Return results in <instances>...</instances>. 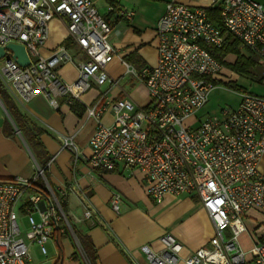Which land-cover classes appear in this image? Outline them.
<instances>
[{"label": "built area", "instance_id": "1", "mask_svg": "<svg viewBox=\"0 0 264 264\" xmlns=\"http://www.w3.org/2000/svg\"><path fill=\"white\" fill-rule=\"evenodd\" d=\"M196 1L197 6L174 0L166 3L156 27V66L137 71L126 65L124 75H132L147 91L149 101L144 106L126 96L110 97L115 90L126 92L120 87L121 79L108 70L116 56L109 41L112 28L93 0H0V47L22 45L30 60L22 67L6 49L0 58V81L11 96L28 102L41 95L54 109L63 100L70 106L81 103L91 89L109 84L108 90L85 106L86 121L96 124L90 167L140 171L146 194L156 202L167 195L198 196L215 234L184 264H246L248 257L254 264H264V242L249 251L241 242L248 231V213L264 214V177L259 171L264 156V96L239 94L236 108L197 116L211 92L220 87L215 81H225L226 58L221 62L214 52L226 48L229 37L264 60V6L254 0ZM210 8L220 9L221 25L208 15ZM108 12L127 19L134 16L112 5ZM61 25L66 35L45 55L54 29ZM67 40L80 51L78 78L71 83L59 74L75 58L65 46ZM108 114L112 118L105 122ZM65 147L75 146L69 140ZM38 179L45 186L43 191L32 190ZM120 201L119 195L112 198L115 212ZM19 213L28 220L25 232ZM84 218L92 219V211L87 210ZM66 231L73 235L44 169L37 165L30 179L0 181V264H29L33 244L47 256V243L57 232ZM160 243L159 251L141 248L148 264H179L183 245L171 235L163 236ZM81 254L86 261L82 250ZM135 264H139L136 259Z\"/></svg>", "mask_w": 264, "mask_h": 264}, {"label": "crops", "instance_id": "2", "mask_svg": "<svg viewBox=\"0 0 264 264\" xmlns=\"http://www.w3.org/2000/svg\"><path fill=\"white\" fill-rule=\"evenodd\" d=\"M115 1L118 9L134 13L132 19L119 16L117 12L109 13L108 7L111 4L108 0H93L99 13L111 24L112 32L109 41L116 51L112 63L115 62L123 67V71L116 75H113L114 71L110 72L111 76L122 79L126 76L124 75L126 65L137 70L156 66L158 61L157 23L165 12L166 3L173 0ZM174 1L189 6L198 4L196 0L194 2ZM254 1L264 6V0ZM57 30L59 38L54 32L52 33L51 39L43 50L45 55H48L66 35L64 26L61 25ZM79 52V50L73 52L74 61L59 70L61 78L66 82L71 83L78 78ZM243 52L242 54L247 57L253 55ZM130 56L135 57L131 62H127ZM236 60L237 57L233 55L226 57V61L231 64H234ZM225 74V82H236L248 93L264 96V60L259 57L256 56V64L252 68L251 76L235 73L228 68ZM105 86L107 88L104 92L109 89V84L102 87ZM228 91L239 96L233 91ZM90 94L88 92L84 96ZM110 95L114 100L123 99L126 96L137 105L144 106L130 94H121L118 90ZM11 97L15 100L21 114L44 130L41 141L50 155L49 182L61 197V201L66 203L73 222L82 232L90 236L98 252V264H135V259L139 264H148L141 248L149 246L154 251L161 250L160 239L165 235L173 236L183 245L179 264H184L186 258L208 245L215 234V229L198 196L167 195L162 202H156L146 194L145 180L140 171L111 172L92 169L88 160L91 155L90 140L96 128L94 121H86L85 117L79 118L65 100L61 101L59 109H54L41 95L35 96L28 102L18 96ZM95 99V96L91 94L87 100L88 103L82 100L81 104L86 106ZM240 100L239 96L238 105ZM204 108L197 113L198 117L217 115L220 111L213 114L207 112L199 116ZM5 110L0 99V180L30 179L37 170L36 159L25 137ZM111 118L112 114H108L104 121L110 122ZM11 128L13 133H10ZM69 140L74 143V148L65 147ZM259 171L264 177V156L260 162ZM65 190L67 192L63 196ZM115 195H119L121 199L118 212L111 207V201ZM87 210L92 211V219L84 218ZM260 218L264 219V214L253 210L245 219V223L251 226L249 228L246 225L248 235L244 234L241 241L246 251L251 250L257 242L261 241V238H264L262 223L258 222ZM76 219L82 221L78 223ZM247 240L248 247L245 246ZM48 243H51L55 255L45 264H87L81 254L79 243L72 234L70 236L55 234ZM250 258L248 257L246 264H254ZM33 263L34 259H31L29 264Z\"/></svg>", "mask_w": 264, "mask_h": 264}, {"label": "trees", "instance_id": "3", "mask_svg": "<svg viewBox=\"0 0 264 264\" xmlns=\"http://www.w3.org/2000/svg\"><path fill=\"white\" fill-rule=\"evenodd\" d=\"M108 2L115 8L118 7L115 0H108ZM208 15L214 22L219 23V25H221L219 8L208 9ZM228 40L229 41H228V45L226 48H224L223 50L214 52L215 57L221 62H223L224 59L229 55L236 56L237 60L234 64L223 62L225 67L235 73L246 75V76H251L252 68L256 64V55L253 54L250 57L243 55L242 53H244L243 52L244 49L241 46V42L232 37H229ZM65 46L67 49L71 50L72 52L78 51L74 42L70 40H67L65 42ZM134 57L135 56H130L127 58L126 61L131 62L134 59ZM215 84L219 85L220 87H225L227 88V90L233 91L238 94L248 93L245 88H243L242 86L238 85L236 82H233V81H228V82L215 81ZM0 99L3 102L8 114L15 122L17 129L25 137L27 144L36 159L37 165L40 168L44 169L45 176L47 177L49 181L48 163L50 162V155L47 153V150L41 141V135L44 133V130L38 127L35 123H33L23 114H21L15 100L7 92V90L5 89L1 81H0ZM71 109L79 118L84 117L86 108L80 102H74L73 104H71ZM10 133H13L12 128L10 129ZM111 172H115V171H111ZM49 184L53 189V186L51 185L50 182ZM35 185L36 187H34L32 190L39 191L42 189L44 190L45 188L42 180L40 179L36 181ZM54 192L59 197L63 211L69 219V223L72 227L73 233L76 236L79 242V246L81 250L83 251V254L86 258V263L98 264V261H99L98 252L90 236L82 232V230H80L78 226L73 222L72 218L69 216V211L67 209L66 203L61 201V197L59 196V194H57L55 190ZM65 235L70 236L71 233L69 231H66ZM261 241L264 242V238H261Z\"/></svg>", "mask_w": 264, "mask_h": 264}, {"label": "rangeland", "instance_id": "4", "mask_svg": "<svg viewBox=\"0 0 264 264\" xmlns=\"http://www.w3.org/2000/svg\"><path fill=\"white\" fill-rule=\"evenodd\" d=\"M182 1H184V2H189V1L194 2V0H182ZM54 33L59 38V31L56 28L54 29ZM108 70H109V72L114 71L113 75H116L119 72L123 71V67H122V65H117L114 62V64L112 63V64H110V66H108ZM116 78L118 79V77H116ZM120 87L127 94H130L132 96V98H134L135 100H138L141 104L146 105V103L148 102V96H147V91H146L145 87L143 86V84L140 81L135 79L132 75L131 76H129V75L124 76L121 79V81H120ZM106 88H107V86H105V87H97V88L95 87V88L91 89L89 91V93L93 94L95 96V98H98L100 96V94L104 93V90ZM252 94H254V93H252ZM260 94H261V92H260ZM90 95L84 96L82 98V100L86 104L88 103L87 100L90 97ZM256 95H258V94H256ZM259 96H262V95H259ZM238 100H239V96H237L234 93L229 92L227 90V88L218 87L212 92L210 100H209L207 106L204 108V110L201 112V114L199 116H201V115H203V114H205L207 112L210 113V114L216 113L221 108L237 107ZM91 104L92 103H90L88 105H91ZM34 216L36 217V219H38V215L35 214ZM19 220H20V224H21L23 232L27 231L29 229L27 218L24 217L21 213H19ZM258 222L262 223L263 230H264V219L260 218V219H258ZM246 225L249 228L251 227L248 224H246ZM246 235H248V233ZM241 241H243V239ZM244 243H245V241H244ZM245 246L248 247V240L246 241V245ZM46 248H47V251H48V255L47 256L42 254L41 249H40V247L38 245L33 244L31 246V251L30 252H31V259H34V263L33 264H45L46 262H49L50 260H52V258H54L55 252H54V250L52 248L51 243H48L46 245Z\"/></svg>", "mask_w": 264, "mask_h": 264}, {"label": "water", "instance_id": "5", "mask_svg": "<svg viewBox=\"0 0 264 264\" xmlns=\"http://www.w3.org/2000/svg\"><path fill=\"white\" fill-rule=\"evenodd\" d=\"M11 50L13 52V58L16 60V62L21 65L22 67H27L30 64L29 57L27 55L26 49L22 45L17 44H8L5 47H0V58L5 56V50ZM6 111V110H5ZM7 115L9 116L8 112L6 111ZM10 117V116H9ZM73 236L77 240L76 236L73 233ZM78 242V240H77ZM79 243V242H78Z\"/></svg>", "mask_w": 264, "mask_h": 264}]
</instances>
